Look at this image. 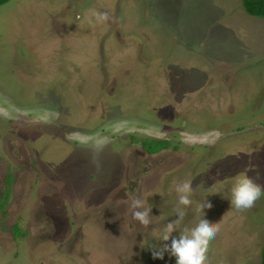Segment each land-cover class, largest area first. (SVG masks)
<instances>
[{"label":"rangeland","instance_id":"rangeland-1","mask_svg":"<svg viewBox=\"0 0 264 264\" xmlns=\"http://www.w3.org/2000/svg\"><path fill=\"white\" fill-rule=\"evenodd\" d=\"M239 174L264 187V18L242 0L0 5V264H175L152 249L205 199V264H259L264 196L231 207Z\"/></svg>","mask_w":264,"mask_h":264},{"label":"clouds","instance_id":"clouds-1","mask_svg":"<svg viewBox=\"0 0 264 264\" xmlns=\"http://www.w3.org/2000/svg\"><path fill=\"white\" fill-rule=\"evenodd\" d=\"M97 167H99L98 163ZM175 191L180 205L189 206L191 204V184H178ZM230 193L231 207L244 210L253 207L255 202L264 196V187L258 184L250 175L239 174L231 186ZM209 206L210 201L205 199L198 207L201 218L192 226L179 230L177 235H172L174 231H177V225L185 215L183 209H177L178 219L176 224L168 225V230L162 237V241H164L162 248L152 249L153 258L163 260L165 253H167L169 257L175 258V264H205L209 241L218 232L217 222H213L206 215H203L204 208ZM131 208L133 209L134 219L139 220L145 226L150 223L149 210L144 208L142 199H135L131 204Z\"/></svg>","mask_w":264,"mask_h":264},{"label":"trees","instance_id":"trees-1","mask_svg":"<svg viewBox=\"0 0 264 264\" xmlns=\"http://www.w3.org/2000/svg\"><path fill=\"white\" fill-rule=\"evenodd\" d=\"M11 0H0V5L6 4ZM243 1V7L244 9L253 16L263 17L264 18V0H242ZM169 142V143H168ZM170 146V141L167 140H152V141H146L144 143V147L149 150L150 152H157L162 148H166ZM14 180V177L12 175L9 176L7 179V188H5V192L3 195V199L0 202V210H2L7 204L9 198H10V189L12 182ZM16 231L18 232L19 228L18 226L15 227ZM249 264H256V263H249ZM259 264H264V248H263V258L262 262Z\"/></svg>","mask_w":264,"mask_h":264},{"label":"flooded vegetation","instance_id":"flooded-vegetation-1","mask_svg":"<svg viewBox=\"0 0 264 264\" xmlns=\"http://www.w3.org/2000/svg\"><path fill=\"white\" fill-rule=\"evenodd\" d=\"M143 147H144V145H143ZM145 148V147H144ZM146 149V148H145ZM147 150V149H146ZM149 153H155V152H150L149 150H147ZM44 171H46L47 172V174L50 176V177H52L50 174H49V172H50V170H48V169H44Z\"/></svg>","mask_w":264,"mask_h":264}]
</instances>
